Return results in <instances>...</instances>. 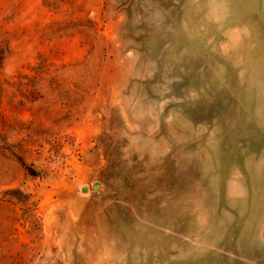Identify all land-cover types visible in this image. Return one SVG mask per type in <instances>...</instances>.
Returning <instances> with one entry per match:
<instances>
[{
    "label": "rangeland",
    "instance_id": "obj_1",
    "mask_svg": "<svg viewBox=\"0 0 264 264\" xmlns=\"http://www.w3.org/2000/svg\"><path fill=\"white\" fill-rule=\"evenodd\" d=\"M0 264H264V0H0Z\"/></svg>",
    "mask_w": 264,
    "mask_h": 264
}]
</instances>
